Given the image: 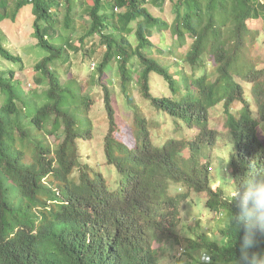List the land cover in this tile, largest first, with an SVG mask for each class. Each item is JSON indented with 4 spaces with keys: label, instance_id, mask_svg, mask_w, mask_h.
Here are the masks:
<instances>
[{
    "label": "trees",
    "instance_id": "trees-1",
    "mask_svg": "<svg viewBox=\"0 0 264 264\" xmlns=\"http://www.w3.org/2000/svg\"><path fill=\"white\" fill-rule=\"evenodd\" d=\"M165 2L0 0V23L17 22L29 8L38 55L27 69L20 47L6 46L1 30L0 58L18 67L0 62V247L15 245L11 257L0 256V264H158L153 242L178 237L174 229L185 196L168 194L177 182L205 191L206 206L223 215L220 240L202 232L185 237L191 260L201 264L200 251L209 256L208 264H258L262 238L251 237L240 197L213 190L206 166L184 158L183 149L189 144L199 152L217 140L209 110L222 104L234 142L232 179L241 192L249 181L261 182L264 62L252 55L259 31L249 22L264 23V0H171L169 19L151 12L163 11ZM153 32L164 43L154 44ZM79 52L86 67L92 65L88 85L103 90L106 164L119 175L114 190L96 160L80 162L79 141L92 137L91 100L78 79H62ZM16 70L31 78L30 88ZM107 70L119 90L107 80ZM154 77L161 78L166 92L153 91ZM136 88L146 111L134 96ZM112 92H119L116 100L120 94L123 109L133 115L132 148L117 137L123 120ZM235 102L241 104L237 114ZM150 112L195 129L196 140L171 137L156 145Z\"/></svg>",
    "mask_w": 264,
    "mask_h": 264
},
{
    "label": "rangeland",
    "instance_id": "rangeland-1",
    "mask_svg": "<svg viewBox=\"0 0 264 264\" xmlns=\"http://www.w3.org/2000/svg\"><path fill=\"white\" fill-rule=\"evenodd\" d=\"M9 1L11 2L12 0ZM170 5L171 0H166L163 6V11L159 10L158 7H153L150 9L154 15H161L162 17L169 19L171 17L169 13ZM12 8V5L8 7L9 15L11 13ZM30 18V11L29 8H27L19 14L17 22L0 23V32L2 30L6 34L5 45L9 48H12L13 50H18L20 47L18 53L23 55L25 66L27 69H30L38 59L35 47L33 46L34 39L31 36V29L29 28V25L27 23V19ZM249 25L254 29H258L259 31V37L256 41L253 50L251 51L253 53L252 55L256 56L257 59L261 63H263L264 23L262 21H250ZM129 38L135 44L134 35H131ZM150 40L153 41L154 44H158L159 42L164 43V41H159V35L156 32H153V35L150 37ZM156 55L157 54H153V56ZM73 58L74 66L72 67L69 73L62 74V79H66L69 77L76 78L85 88L84 94L88 93L91 100V103L89 104L90 108L88 115L93 124L92 137L90 139L79 141V155L81 156L80 162L81 164H83L85 163V161L89 160L87 162H89V164H93L96 160L98 168L101 170V172L107 179L108 187L111 190H114L119 184V175L114 166L106 164V157L104 153V138L108 129V115L104 106L103 90L98 85H88V80L91 79L90 77L92 75V65H90V68L86 67L85 62H83L82 60V53L79 52L74 54ZM172 59L173 58H170V60ZM0 62L5 66H13L14 69L18 67L17 65L11 64L9 61L1 58ZM184 68L188 72H192L187 66H184ZM208 68H210V66H208ZM16 76L23 78L25 82H27V87L30 88L33 85L31 83V78L25 76L23 71L16 70ZM106 78L110 83H114L116 85V88L119 90L118 80L116 78H113L115 79L114 81L112 80L110 70L106 71ZM153 83L154 85H152L151 88H153L154 92H158L159 90L166 92L167 89L161 78L154 77ZM246 86L248 87L249 85L245 84L244 87L246 88ZM109 87L111 90L113 89L111 87V84ZM117 93L119 92H112L111 94L112 104L113 106L119 108L117 112L120 111V114L118 115L119 117L121 115L120 118L123 120H118V129L120 131V135H117V137L121 139L123 143H126L128 147L132 148L134 147V143L131 140H134V137H128V132L129 128L133 127H129L128 124L133 123V115H131V113L127 110L123 109V104L121 103L122 98L120 94H118V101L116 100ZM134 96L136 100H138V102L143 104L142 110L146 111V107H148V105L145 107V102L141 100V95L138 88L134 90ZM240 108L241 104L235 102L232 106V112L234 114H237ZM147 117L148 121L151 122V139L156 145H162L168 138L171 137H183L188 142L196 140L197 131L195 129L187 128L181 122L171 118L170 116H166L163 113L156 114L150 112L147 114ZM225 122L226 115L222 104H218L209 110V127L218 131V138L212 144L203 145L200 153L192 156V158L198 160L200 163L206 166V169L209 174V184L211 188L213 190L218 188V190H222L223 197L232 198V190L238 189V187L235 185V181H233L234 179H232V173L230 172L229 167V157L232 151L231 147L234 142H231V140H229V129L226 127ZM261 129H263L262 132L264 143L263 125L261 126ZM50 138L53 142H58V139H56L54 136H51ZM183 155L184 157H189L191 156V153L188 149H185ZM208 166H210V168H208ZM260 181H264V173L260 178ZM180 189L181 193L187 191V188L179 183L170 184L169 195L173 196V194L178 193ZM188 190V197L180 205V222L178 226L174 229L175 232L178 234V237L170 242H153V247L157 250L158 264H197L194 263L189 257V255L193 254V252L185 251L181 255L178 254L179 248L184 247V245L186 244L183 241L185 237H191L192 234L195 232L205 233L210 238L215 240H220L221 238L219 225L221 224V222H223V215H215L214 211H211L207 208V206L205 205V192H197L193 189ZM245 218L248 227H250L252 231L251 237L255 238L258 235L262 238L260 249H262V251L264 252V220L259 219L257 217L249 219L247 216H245ZM256 261L258 264H264V254L261 256L257 255Z\"/></svg>",
    "mask_w": 264,
    "mask_h": 264
},
{
    "label": "clouds",
    "instance_id": "clouds-1",
    "mask_svg": "<svg viewBox=\"0 0 264 264\" xmlns=\"http://www.w3.org/2000/svg\"><path fill=\"white\" fill-rule=\"evenodd\" d=\"M264 124L262 123L261 126ZM230 140V139H229ZM188 142V141H187ZM232 142V140H231ZM233 146V145H232ZM185 149H188L189 152L191 153V156L189 157H184V158H192V156L197 155L196 153H200L199 152H195L190 150V146L189 144H186L185 148L183 149V152ZM232 150V147H231ZM232 153V151H231ZM231 155V154H230ZM184 156V155H183ZM196 160V159H194ZM198 161V160H197ZM199 162V161H198ZM200 165H204L202 163L199 162ZM229 167H230V172H231V165H230V157H229ZM208 168H210V166H208ZM263 175V173H262ZM261 175V177H262ZM260 177V178H261ZM260 178L257 179L260 181ZM181 185H183L180 182H177ZM172 184V183H171ZM184 186V185H183ZM170 187V185H169ZM187 188V187H186ZM188 189H192V188H187V191L184 193H181V189L178 193L173 194L172 197L183 194L185 196V199L188 197L189 195V190ZM218 189V188H217ZM194 190V189H193ZM215 190V189H214ZM196 191V190H195ZM169 189H168V194H169ZM198 192V191H197ZM205 192V191H204ZM206 193V192H205ZM172 194V193H171ZM171 196V195H170ZM231 196L233 198L239 196L240 200H239V204L238 207H240L243 210V214H244V218L245 216H247L249 219L253 218V217H257L259 219L264 220V181L262 182H255V181H249L248 185L244 188L243 192L240 191V189H233L231 192ZM183 199L181 203H183V201L185 200ZM206 199H207V193H206ZM249 201H251V204H249ZM206 205V202H205ZM208 208V207H207ZM209 209V208H208ZM210 210V209H209ZM212 211V210H211ZM215 215H217V213L215 212ZM246 220V218H245ZM247 222V221H246ZM223 225V222H221V224L219 225L220 227ZM249 231H250V235L252 233L250 227H249ZM208 236V235H207ZM3 246L0 247V256L4 255L6 252H8L10 254V257L13 254L14 251V246L13 244L9 245L5 242H3ZM251 246V244H249V247ZM185 247V248H184ZM184 247H180L178 250V254L181 255L183 252L186 251V244L184 245ZM264 254V252L262 253V255ZM198 257L201 260V264H208L209 262V256L207 254H203L200 251L198 252Z\"/></svg>",
    "mask_w": 264,
    "mask_h": 264
},
{
    "label": "bare ground",
    "instance_id": "bare-ground-1",
    "mask_svg": "<svg viewBox=\"0 0 264 264\" xmlns=\"http://www.w3.org/2000/svg\"><path fill=\"white\" fill-rule=\"evenodd\" d=\"M124 180V179H123Z\"/></svg>",
    "mask_w": 264,
    "mask_h": 264
}]
</instances>
